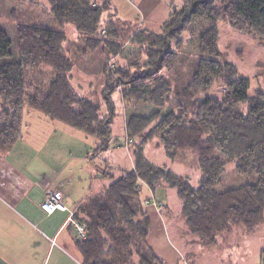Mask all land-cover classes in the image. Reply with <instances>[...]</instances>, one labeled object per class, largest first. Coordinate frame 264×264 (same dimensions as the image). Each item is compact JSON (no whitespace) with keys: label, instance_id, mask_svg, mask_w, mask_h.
Masks as SVG:
<instances>
[{"label":"trees","instance_id":"trees-1","mask_svg":"<svg viewBox=\"0 0 264 264\" xmlns=\"http://www.w3.org/2000/svg\"><path fill=\"white\" fill-rule=\"evenodd\" d=\"M46 1L58 27L73 25L83 35L84 44L99 48L106 58L118 54L120 45L114 39L119 37V20L113 19L114 13L101 27V17L112 9V0ZM10 11L16 14L15 9ZM197 20L210 24L198 37L197 48L204 57L184 90L177 92L175 108L128 118L133 168L115 179L108 175L111 182L87 196L74 212L87 231L85 239L75 241L83 264H133L134 258L138 264H164L146 244L150 219L140 197L141 183L152 189L160 185L175 188L188 231L204 246L215 245L233 227L252 231L264 222V91L250 93L249 80L232 63L218 60L217 47L220 20L239 32L263 38L264 0H183V6L169 13L159 31L136 30L130 41L139 46L146 60L129 62L128 68L102 69V106L73 87L74 63L63 30L18 22L13 49L6 31L0 29V153L20 140L25 111H37L93 136L97 141L94 155L110 147L117 88L125 101L165 104L170 83L160 73L174 67L177 54L171 45L181 46V34ZM42 67L52 71L46 87L40 85L43 75L38 69ZM215 83L221 88L220 97L206 96L195 102ZM154 138L171 159L184 150L195 153L200 171L196 187L144 155L145 144ZM230 162L235 163L238 176L254 179L236 188H219Z\"/></svg>","mask_w":264,"mask_h":264},{"label":"rangeland","instance_id":"rangeland-1","mask_svg":"<svg viewBox=\"0 0 264 264\" xmlns=\"http://www.w3.org/2000/svg\"><path fill=\"white\" fill-rule=\"evenodd\" d=\"M112 1V9L105 11L101 17V27L104 28L106 26V22L111 19L109 15L114 13L113 19L119 20L117 24L119 37L114 39V41L119 43L120 50L118 54L111 55L109 58H106V54L99 48H88L83 42V35L73 25L65 24L58 27L52 20L49 5L46 0H0V29L6 31L9 39L12 41L11 48L13 49L16 46V24L18 22L63 30L66 34L65 47L74 63L71 72V83L73 87L81 96L102 106V69L105 66L108 69H114L115 67L128 68V63L132 61H139L141 62L140 64L144 63L146 57L141 53L142 50L130 41L133 33L141 28H147L155 32L159 31L161 24L168 18L169 13L173 9L179 10L183 6V0ZM11 9L16 10L14 16L11 15ZM209 26V23L202 20L194 21L181 34L182 45L179 47H174V44L171 45V50L177 54V60L173 68L168 70L164 69L160 73L170 83V91L166 94L168 100H166L163 106L145 101H125L122 99L121 88L119 87L115 90L113 94L115 116L111 124L110 147L106 151L93 155V150L97 145V141L93 136L86 135L80 130L54 120L62 128L55 127L53 129L51 134H54V136L50 143H46V147L41 156L42 160L48 161L44 162L45 167L52 164L57 169L59 174L53 177L57 184L65 185L67 182H71L74 185L79 184L80 187L86 186L87 188L91 185L96 187L107 182L110 183L111 179H109L110 177L108 175H112V179H115L122 171L133 168L132 150L134 146L133 141L127 137L126 121L133 114L149 116L157 110H160L161 114H163L175 108L177 92L184 90L186 84L191 79L192 72L198 60L204 57L197 48L198 37L199 33L205 31ZM217 27V47L221 53L218 60L232 63L236 67L239 75L249 80L250 93L257 89L264 91V37H254L250 34L239 32L223 20L218 21ZM38 72L43 75L40 85L46 87L52 75L51 69L42 67L38 69ZM151 85L154 86L155 84L152 82ZM221 94L219 84L215 83L207 91L202 92L195 102L198 103L206 96L220 97ZM245 110L246 107L244 106L243 111ZM25 115L26 111L22 119V125L25 122ZM154 123L155 121L152 124ZM45 128L49 130L51 129V125L45 126ZM74 133H78V136L72 135ZM80 133L84 136H79ZM31 135L34 134L31 133ZM85 149L88 150L86 160L81 157ZM143 153L155 165L165 166L174 173L188 179L193 187L197 186L200 171L197 167L196 155L193 151L184 150L176 158L171 159L166 156L164 149L158 140L154 138L145 144ZM2 154L0 153V155ZM88 155H90L89 159ZM91 172L92 176H90ZM221 178L222 182L219 188L223 189L236 188L254 179V177L238 176L235 171L234 162H230L225 166ZM145 185L150 190H157V193L155 192V199L152 192L147 193V190H143V186ZM160 188H163V190H160ZM155 189H152L145 183H141V199L150 197V199L143 201L144 206L152 203L156 208L169 211V208H164V204L159 202V198L165 200L167 205H170L172 208L179 205L180 200L175 188L160 185ZM174 222L176 224L180 223L177 219ZM151 229L146 237L147 246L157 259L164 264H170L165 257H162L165 255L155 248V243L152 242ZM176 229L177 226H175V231ZM174 236L178 241L172 236L170 238L175 246L181 252H188V254L185 253L183 255L186 262L179 264H231L233 262L229 259H221L219 254H222L223 248L215 250L216 255L219 256L207 255L204 250L208 246L202 245L188 231L186 233H175ZM201 248L203 252H201ZM189 251L193 252V254H189ZM225 253L226 250L224 255ZM214 257L217 258L215 262L208 261ZM134 259L133 264H138V259Z\"/></svg>","mask_w":264,"mask_h":264},{"label":"crops","instance_id":"crops-1","mask_svg":"<svg viewBox=\"0 0 264 264\" xmlns=\"http://www.w3.org/2000/svg\"><path fill=\"white\" fill-rule=\"evenodd\" d=\"M25 116L20 140L0 156V264H83L75 247L77 237L70 215L87 196L109 183L87 188L71 182L57 184L53 178L59 174L57 169L52 164L45 167L44 162L48 161L42 160L41 155L46 143H50L54 136L51 134L53 129L62 127L37 112L28 111ZM48 125H51V129L46 130L45 126ZM72 135L78 136V133ZM79 136L84 135L80 133ZM82 153L81 157L86 160L88 150L85 149ZM144 189L147 193L152 192L155 199L156 189L150 190L146 185L143 186ZM53 190L63 193L62 202L66 210L46 214L40 205ZM145 199L150 197L143 201ZM159 202L164 204V208H169V211L156 208L152 203L145 205L152 228V242L170 264L185 263L183 255L188 252H181L170 238L172 236L178 241L174 234L188 231L185 220L181 217V202L174 208L161 198ZM176 219L180 221L179 224L174 222ZM205 248L204 252L209 256L216 255L215 250L223 248L219 255L221 259L232 260L231 264H263L264 222L252 231L234 227L219 236L215 245ZM200 250L203 252L202 248ZM189 254L193 252L189 251ZM216 260L214 257L208 261Z\"/></svg>","mask_w":264,"mask_h":264},{"label":"built area","instance_id":"built-area-1","mask_svg":"<svg viewBox=\"0 0 264 264\" xmlns=\"http://www.w3.org/2000/svg\"><path fill=\"white\" fill-rule=\"evenodd\" d=\"M63 200V193L58 190H53L48 193L47 198L43 203H41L40 208L46 214H51L55 210H66L65 205L62 202ZM70 222L71 225L76 233L77 239L83 240L86 238V226L84 223L78 222L74 218V213L70 215ZM264 264V263H263Z\"/></svg>","mask_w":264,"mask_h":264}]
</instances>
